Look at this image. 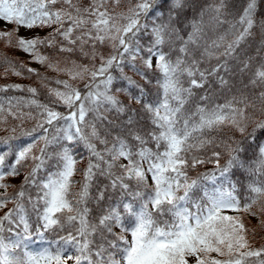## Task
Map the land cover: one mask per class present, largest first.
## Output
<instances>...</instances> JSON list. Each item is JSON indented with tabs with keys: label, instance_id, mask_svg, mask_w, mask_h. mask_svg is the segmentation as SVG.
<instances>
[{
	"label": "snow or ice",
	"instance_id": "1",
	"mask_svg": "<svg viewBox=\"0 0 264 264\" xmlns=\"http://www.w3.org/2000/svg\"><path fill=\"white\" fill-rule=\"evenodd\" d=\"M0 20L67 77L0 57L49 98L0 86L29 93L0 98V264H264V0H0Z\"/></svg>",
	"mask_w": 264,
	"mask_h": 264
},
{
	"label": "trees",
	"instance_id": "2",
	"mask_svg": "<svg viewBox=\"0 0 264 264\" xmlns=\"http://www.w3.org/2000/svg\"><path fill=\"white\" fill-rule=\"evenodd\" d=\"M89 2V0H82V3L83 4H87ZM119 10V9H118ZM13 28V26H12ZM11 28V29H12ZM255 48H256V45L253 43L251 44L249 47H248V52L249 54H252L254 55L255 54ZM47 51L50 55H66V54H58L56 53V51L54 49H48V50H45ZM106 51V50H105ZM3 56H7L9 58H14L15 60L17 61H20V62H23L25 63L28 67H31L29 65V62L28 60H26L25 58H23L21 55H20V50L16 49V48H12V47H6L3 43H0V57H3ZM71 59L73 60H77L78 62H82V63H87L86 60H84L82 57H80L78 54H73L71 56ZM214 63V61H213ZM256 63V61H254V64ZM41 67L43 69H39V68H35V67H31V68H34L36 69L38 72H40L43 76H46L50 79V81H54L55 79H67L66 76L64 75H58L57 73L51 71L50 69L46 68L44 65H41ZM4 71V67L3 66H0V86H3V85H6V84H21V85H24V86H32V87H36L38 89V93H39V99L41 102H44V103H48L49 102V98H48V95H47V89L43 88L41 86V83L40 81L35 77V76H32L28 73H25L24 76H15V75H12L11 73H9L7 76L8 77H11L14 79V81H4L2 80L3 77H5L2 73ZM126 71H129L128 69H126ZM129 74L131 75V72L129 71ZM138 79V77H136ZM241 77L237 76L235 78V81L234 82H237V87H240L241 85L239 84V81H240ZM243 82L244 83H247V76L245 75L243 78ZM52 86L54 87L55 84L53 83ZM81 88L83 87V84H80L79 85ZM227 93H224L222 94L219 99H220V102H223V100L225 98H227ZM12 96H24V97H28L29 96V93L27 92H16L15 90H12V89H9L7 92H0V98H3L4 101H6L8 98L12 97ZM122 99H124V97H121ZM7 106V105H6ZM138 108V106H136ZM25 111H28V109H24ZM60 111H63V109H58ZM109 118L111 119L112 118V115L109 114ZM33 121H26L23 125L24 129H31V127L33 126ZM18 124V121L12 119V117L9 116L8 118V123L7 125H4V127H14ZM140 127H142L143 129L147 130L149 128V125L147 123L146 120H142L141 122V125ZM17 131L19 132L20 129L18 128ZM227 134V130H225V133H221V135H226ZM4 135H7V133H5L4 131H0V136H4ZM149 146H152V145H149ZM0 147H3V146H0ZM53 161H49V166L51 168V165H52ZM86 163L87 161L84 160L82 161L80 164H79V167L80 168H84L86 166ZM213 168V165L211 164H207V165H203V166H198L195 170H190L189 172V175H192V176H196L197 173L199 172H205V171H210L211 169ZM23 172L21 174L20 177L18 178H21L23 179ZM74 180L76 181H79L81 180V175L79 173H77V175L74 177ZM22 181V180H21ZM21 181L19 183H13L9 180V183L13 184V185H16V186H19V184L21 183ZM149 182H151V180H149ZM14 189H9L10 192H12ZM78 190V185H77V189ZM30 193L35 196V189H29ZM241 191H243V189H241ZM9 207H11V205H9ZM5 211H7V209H5ZM0 215H3V212H0ZM32 217L33 219L35 218V214L33 213L32 214ZM248 219L251 220V224L252 225H256L257 224V221L256 219L254 218H251L249 217ZM54 235L55 234H48L47 238L48 239H53L54 238ZM264 232H258L256 238H255V246H260L261 244H264ZM33 249L37 248L38 246H46V245H38V244H34L32 245Z\"/></svg>",
	"mask_w": 264,
	"mask_h": 264
},
{
	"label": "rangeland",
	"instance_id": "3",
	"mask_svg": "<svg viewBox=\"0 0 264 264\" xmlns=\"http://www.w3.org/2000/svg\"><path fill=\"white\" fill-rule=\"evenodd\" d=\"M12 26H13V25H11V24H5L4 21L0 20V30H3V29H9V30H10V29L12 28ZM49 31H50V29H43V30H41V29H34V30L29 31V30H26V29H24V28H20V29H19V32H18V35H19V36H23V37H31V36H34V35L45 36V35H47V33H48ZM20 55H21L23 58H25L26 60H28L29 65H30L31 67H35V68H39V69H43V68L41 67V64L30 62L32 58L29 56V54L24 53L23 51H20ZM2 80H4V81H14L13 78L8 77V76L3 77ZM21 180H22L21 178L10 179V181L13 182V183H19ZM4 211H5V210H4ZM228 214L232 215V214H235V213H231V212H229ZM32 247H33V246H32Z\"/></svg>",
	"mask_w": 264,
	"mask_h": 264
}]
</instances>
